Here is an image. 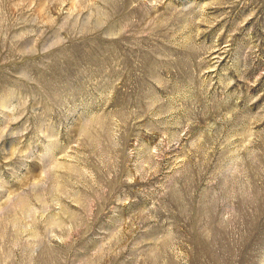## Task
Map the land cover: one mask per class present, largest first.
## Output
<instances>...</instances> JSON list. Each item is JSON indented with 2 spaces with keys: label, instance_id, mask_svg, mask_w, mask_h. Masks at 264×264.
Instances as JSON below:
<instances>
[{
  "label": "rangeland",
  "instance_id": "1",
  "mask_svg": "<svg viewBox=\"0 0 264 264\" xmlns=\"http://www.w3.org/2000/svg\"><path fill=\"white\" fill-rule=\"evenodd\" d=\"M0 264H264V0H0Z\"/></svg>",
  "mask_w": 264,
  "mask_h": 264
}]
</instances>
